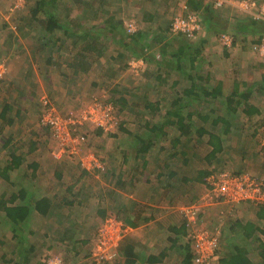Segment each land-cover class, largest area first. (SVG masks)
<instances>
[{
	"label": "crops",
	"instance_id": "0c3cea01",
	"mask_svg": "<svg viewBox=\"0 0 264 264\" xmlns=\"http://www.w3.org/2000/svg\"><path fill=\"white\" fill-rule=\"evenodd\" d=\"M4 1L1 0V4ZM21 1L18 0L15 5L14 0L12 4L11 0H7L6 12L0 11V14H6L5 21L0 17V59L3 58L1 60L6 63L7 69L0 79V205L14 211L23 210L21 214L14 211L8 214L0 210V264H48L53 259L60 260L61 264H95L92 254L97 230L104 215L113 212L132 225L126 228L128 233L118 248L119 264H122V257L123 263L129 264L122 254L123 242L128 239L131 243L127 245L134 246L136 253L131 264H145L164 254L157 241L166 236V231L174 236L186 233L184 227L182 233L180 218L173 212L179 209L185 223L182 210L189 206L180 207L183 197L175 198L178 185L181 191H205L210 175L204 173L214 163L217 170L229 173L248 170L254 175L264 176V164L251 167L249 158L245 161L242 158L244 148L254 142V134L257 136L264 127V55L259 51L264 43V26H260L264 18L259 21L255 18V15L262 13L260 9L250 13L235 12L236 7L247 0H227L229 4L222 8L215 7L216 0H197L199 5L211 8L212 23L203 24L197 37L193 40L187 38L186 42L183 40L186 36L166 33L165 28L159 26V19L165 20L170 16L168 13L161 16L159 13L163 11L153 14L150 9L143 13V6L138 4L140 0H49L54 6L48 3V14L59 17L56 11L58 7L62 11L69 10L70 17L65 22L68 21L70 25L66 24L65 28H81L82 22L76 25L72 23L81 17L83 27L90 32L102 33L97 39L100 57L95 54L80 56L81 70L71 57L78 56L79 50H70L75 46L76 39L73 46V41L64 40V33L58 29L54 39L49 41L46 16L40 14L35 19L34 0ZM183 1L184 14L196 12L202 22L203 7L198 6L199 13L192 9L195 6L192 0ZM255 1L264 3V0ZM83 5L87 7V13L83 11ZM129 6L134 10L126 15L143 17L138 23V33L132 36L136 41L128 48L125 46V37H129L125 23L129 17H120L124 12L122 8ZM42 12L45 14L46 11ZM237 12L243 14L244 18ZM246 14L252 17L246 18ZM252 18L256 23L251 22ZM116 33L122 34V43ZM189 40L193 42L191 45L187 44ZM154 45L162 48L158 50L162 55L161 60L155 53L150 54L139 74L128 70L124 72L127 63L137 59L144 49H154ZM182 46L186 50L179 57L176 54ZM198 47L201 54L196 58L194 51ZM134 50L139 53L134 55ZM101 61L106 66L101 65ZM55 64L70 66L65 65L67 68L57 72L54 70ZM108 65L112 72H107ZM165 67L168 69L163 71ZM109 77L116 83L112 84L115 90L122 93L124 88L127 96L141 98L149 95L150 89L153 91L152 99H143L146 103L138 108L154 110L157 114L151 121L149 119L142 123L151 134L148 135V143L137 136L130 142L128 139L127 148H122L119 141H122V134H119L114 136V146L112 140H105L99 155L92 144L95 136L103 132L88 128L86 132L89 138L79 155L55 157L56 142L50 129L40 123L43 110L41 99L48 98L58 113L67 118L61 111L74 109L67 113L75 112L76 108L72 107L78 108L74 102L79 100L80 90H98V84L102 82L100 79L109 81ZM83 82L86 85H82ZM164 83L167 85L162 93L159 87ZM162 96L166 97L165 105ZM160 112H165V116L162 114L165 119L154 121L160 118ZM176 114L182 117L183 125L190 126L189 135L182 136L180 125L174 124ZM124 133L130 135L127 130ZM193 133L199 135L200 147L195 150L202 152L203 149L206 166L201 165V158L194 160L183 153L186 158H183L178 169L171 168L170 160L171 163L168 162L163 168L165 172L161 173L155 165L158 173L145 176L148 168L152 170L150 149L158 143V134L166 136L167 142L181 143ZM137 143L144 145L135 149ZM190 150L189 145L183 149ZM93 156L102 160L107 170L88 169L86 162ZM228 158L231 162L238 158L239 163L228 167ZM138 159L142 163L140 169L136 170L132 162ZM142 172L145 173L143 176ZM196 174L200 175L198 179ZM201 176H204L203 180ZM185 183L192 186L184 188ZM203 185L204 189L201 187ZM241 205L236 210L241 215L237 216L232 229L237 231L234 235L240 240L237 245L243 241L252 243L257 252L243 244L239 247L248 250L247 258L252 257L253 251V256L257 253L264 262V234L261 232L264 227L260 226L264 224V212L261 210L264 207L250 206L252 211H246L248 207ZM251 213L254 215L251 216ZM131 232L134 235L129 238ZM171 241L176 243L174 239ZM159 248V253H154Z\"/></svg>",
	"mask_w": 264,
	"mask_h": 264
},
{
	"label": "rangeland",
	"instance_id": "374dc122",
	"mask_svg": "<svg viewBox=\"0 0 264 264\" xmlns=\"http://www.w3.org/2000/svg\"><path fill=\"white\" fill-rule=\"evenodd\" d=\"M7 0H5L3 2V4H1V0H0V11L6 12V7L8 5H5ZM21 1V0H19ZM40 1L42 0H34L33 2H35V5L40 3ZM49 2V0H46ZM138 1V0H137ZM15 5L16 2H18V0H14ZM22 2V1H21ZM11 4H12V0H11ZM141 6H143V13H146V11L148 12L150 9V11L154 14L155 11L160 12L163 11L162 13H159L161 16L163 15H167V13L170 15L168 17H165V20H161L159 19V26L160 27H164L165 28V32L166 33H171L172 35L175 36H179L180 34H174L173 32V24L175 22V19L177 18H184V16L186 14H184V1L183 0H140L139 3ZM148 4V6H147ZM10 5V4H9ZM14 5V6H15ZM128 5V3H127ZM13 7V6H12ZM84 7V12L87 13L88 10H86V6L83 5ZM131 6L127 7L126 9L122 8L124 11L122 13V17H124L126 15V13L129 14L130 11L134 10ZM148 7V8H147ZM45 8L47 9L46 14H48L49 10V6L46 5ZM58 10V16L60 18V20H62L63 23H65V19L70 17V12L69 10L66 11V9L60 10L59 7L57 8ZM238 11L240 13L241 10L235 9V12ZM3 12V14H0V17L2 18V21H5V17L6 14ZM236 13L237 15H240L242 18H244L242 15L243 14H239ZM259 11H257L258 13ZM10 13H12L10 11ZM133 13V12H132ZM183 13V14H182ZM126 15L128 19H126V23H125V31L129 36H135L138 31H139V21H141L143 15L138 16L136 15L135 17H130V15ZM145 15V14H144ZM11 16V15H9ZM84 16V15H83ZM246 18L252 17L249 14L245 15ZM252 20H254V18L251 19V22H253ZM255 21V20H254ZM168 22V23H167ZM133 25L135 27L134 31H130L129 30V25ZM167 24H169V30H167ZM202 30V29H201ZM201 32V31H200ZM102 34V33H101ZM108 34V32H107ZM68 35L70 36V32L68 33ZM169 35V34H168ZM65 39H70L67 36H65L63 38ZM73 41V46H74V40L75 39H71ZM184 40L187 42V38L185 37ZM190 41V40H189ZM189 43H193L192 41L188 42ZM154 49L151 50H144V52H146V54L144 55V57H140L137 58L135 60H131L129 63H127L126 66V70L124 71L125 73L132 71L135 74H139L142 71V68L144 69L145 67V58H148V55L150 54H156V57L161 60L160 57H162L161 53L158 51L160 46L154 45L153 46ZM120 48V47H119ZM160 49H162L160 47ZM69 50V48H68ZM72 52H74V50H79L78 56H71L72 59L75 60L76 65H78V68L81 69V67H79V62L81 61L80 59V54H81V48L79 47H73V49H70ZM70 50L68 52V54H70ZM168 50V49H167ZM154 51V52H153ZM84 52V51H83ZM176 53V52H174ZM170 54H172V52H170ZM3 59V58H1ZM0 59V74H2V76L4 77L6 74V66L1 65V62L4 63V61H2ZM179 61V60H178ZM72 62V60L70 61V63ZM69 63V64H70ZM101 65H104V62H100ZM184 63V61H183ZM69 64H55V71L59 72L60 70L69 67ZM122 64V63H121ZM65 65H67V67H65ZM73 65V64H72ZM116 65V64H115ZM115 65H113V67H115ZM106 66V65H104ZM109 67L106 69H109L107 72H112V70L110 69V65H108ZM183 66H185L183 64ZM103 67V66H102ZM122 69V65L120 67ZM184 68V67H183ZM105 69V68H104ZM114 69V68H113ZM168 68L165 67L163 71H166ZM188 69V68H187ZM189 70V69H188ZM123 73V75L125 74ZM111 73H109L108 75H110ZM117 75H115L116 78ZM2 77V78H3ZM110 80L107 81L108 79H105L104 81L100 79V82L98 84L99 89L97 90H89L87 91V89H83L80 90L78 93L80 95L79 100H76L74 102V105L78 106L77 107H72V108H76L79 110H83L85 109L87 106H90L95 100L94 99H99L98 103L105 105V106H112L113 110H108L107 108H103V109H99V111L103 110V119L104 121H106L105 126L107 125V127L102 128L100 130H102L103 133H101L100 135L95 136L96 140L94 141V143L92 144V146L94 145V149L93 150H97L99 151V155H101V147L103 146L105 142V140L107 142L111 141L113 142V146L114 143L116 141V139H114L115 135H119L122 134V141H120V143L122 144V148H127L126 147V143H128V139L129 142L131 140H134L137 136H140L141 138L138 139H142V141H147L149 140L148 135L150 136V131L148 132V129L144 127V125L142 123H146V121H148L151 118H155V114L156 112H154V110H139L140 109V105H143L144 102L143 99L145 98H151V95L153 94V91H151V89L148 91V94L150 95H146L145 97H138L135 96V98L132 95H126L122 89V93L120 91L115 90L114 86L112 84H116L115 82H112V77H109ZM156 82V81H155ZM154 82V83H155ZM158 83V81H157ZM86 85L84 82L82 83V85ZM164 85H161L159 87L160 90H162V93L164 92ZM113 87V88H112ZM118 87V86H116ZM125 87H129V86H125ZM48 95V93L46 94ZM156 97V96H155ZM164 97V96H162ZM161 100L163 101V105L166 104V97L162 98ZM140 98V100H139ZM158 98V97H157ZM160 98V97H159ZM92 99L94 100L92 102ZM112 100L113 102L109 101ZM42 100V99H41ZM130 100V101H129ZM139 100V101H138ZM106 103V104H105ZM41 105H42V101H41ZM69 106H73L71 104H69ZM135 106H138L137 108ZM43 107V105H42ZM63 107V106H61ZM96 109V112L98 113L97 109L100 107L98 105L94 106ZM93 107V108H94ZM139 108V109H138ZM74 109H67L64 111H61V113L63 115H65L66 117H69L70 115H77L80 113V111H76L75 112H71V113H67L68 111H71ZM105 110V111H104ZM60 112V111H59ZM162 114L165 116V112H160L158 113V117L160 118H156L155 120H161L165 119L164 116H162ZM157 116V114H156ZM122 127V129H121ZM122 130V131H121ZM124 130H127L128 133L130 135H128L127 133H124ZM262 130V132H261ZM121 131V133H120ZM131 133H130V132ZM105 133H110V134H105ZM175 133H178V129L177 127H175ZM153 135V134H152ZM113 136V137H112ZM128 136H133V137H128ZM199 135L193 133L188 137V140L182 142L181 143H174L175 141H170L167 142V138L164 135L158 134L157 138L159 139L158 143L153 144L151 147V157L153 158V160L150 162V164L152 165V170L150 168H148L147 173L145 176H152V175H156L157 169H160V172H165V166L168 164V162L171 160L172 161V166L171 168H175L178 169L181 164L183 163V158H186L187 155H190L192 158H194V160H198V158H201V165L206 166V160L204 161L203 158L205 156V153L203 152V149H201L202 152H200V149H197L196 152V147H200V140L198 138ZM254 136L256 137L254 139V142H252V144H250L249 146H247L246 148H244L243 151V161L246 160V158H249L250 163L252 164L251 167H254L256 164H264V127L260 129L259 133L254 134ZM89 138V137H88ZM92 138V137H90ZM118 143V142H117ZM148 143V142H146ZM144 144L142 143H137V145L135 146V149H139L140 147H142ZM190 146L191 150L190 152L188 151H183V149H186L187 146ZM174 146V148L172 149V147ZM205 147V146H204ZM164 148V149H163ZM109 152H107L106 154H108ZM116 153L117 149H116ZM183 153H186V156H184ZM102 154H104L102 152ZM183 154V155H182ZM139 157H141V154H139ZM259 157H261L262 159H258ZM150 159V157H149ZM97 162H99V165L102 166V168H97V169H101L102 171L107 170V166L105 165L104 162H102V160H98L96 159ZM224 160V159H223ZM223 160H220L221 163H223ZM127 161H130L129 159ZM149 162V161H148ZM227 162H229V164H226L228 167L231 166H235V163L238 162L239 163V159L235 158V160L233 162H231V160L228 158ZM123 163V160H122ZM142 163V160L138 159L136 161H133L132 164L135 167L136 170L140 169V164ZM171 163V162H169ZM225 163V160H224ZM156 165V168H155ZM215 166V167H214ZM148 166H146L144 169H146ZM164 168V169H163ZM209 171L204 173L207 174L209 173L210 177L208 178L207 181V186H206V190L205 191H197L195 193H192L187 190H178L181 189L179 187V185L176 187V191L174 192V196L175 198H178L180 196L183 197V203L181 204L180 207L183 206H189L188 208H192L191 210L196 211L197 215L195 213H190L188 214V217H185L183 210V216L185 218V223H183V217L181 216L179 209L174 210L173 212L177 214L176 217L180 218L181 221V228H182V233H184V229L185 228V232L184 234H179V236L177 235H172L169 232H165L164 238H162L161 240L157 241L160 246H161V250L162 248L164 249V254L163 255H159L157 257H154L152 259H157L159 258V261H157L156 263H152L150 261H148V263L145 264H183L184 263V258L187 256L188 252H192L193 257H192V262L193 260L196 258V254H197V250H196V235L198 232L200 231H204V235H208V236H212L214 234H216L218 232L219 228L221 230L220 233V239H219V247L218 250L216 252V256H215V260L213 262V264H220V258L222 257L223 254L225 253H232L233 250L235 249L236 246H239L241 244L248 246V248L256 250L255 246H252V243L250 242H246L243 241L241 244L237 245L240 240L237 239V237L234 235L235 233H237V231H233L232 229H234L233 224L235 223L237 216L241 215L240 213H237V207L238 205L243 204L244 206H247L248 209L246 211H252V209L250 208V206L252 208H257L255 207L254 204H252V202L249 201H241L240 203H233L231 201H228L226 199L227 195L223 196L221 193H215L213 191V187L211 185H209V179L211 180L215 175L223 173V172H227V171H223V170H217V164L214 163L213 165H210L208 167ZM216 169V170H215ZM216 172H219L216 174ZM231 173H242V174H249L250 176H254V174H252V171L248 172V170H245L243 172L240 171H230ZM142 176L145 174L144 172L141 173ZM200 175L196 174V178L198 179ZM252 176V177H253ZM262 176V177H261ZM255 176L254 178L258 177L260 179H263L264 181V176ZM257 178V179H258ZM204 179V176H201V180ZM191 184L185 183L184 188H189L191 187ZM204 189V185L201 186ZM241 205V206H243ZM186 209V208H184ZM187 210V209H186ZM258 210V209H257ZM250 215V213H248ZM252 214V213H251ZM254 214H252L251 216H253ZM192 216V217H191ZM108 219L110 221L111 224V228H109L111 230V237H112V242L116 243V256H114V259L109 260V261H102L101 264H119V255H118V248L122 242V240L124 239L125 235L128 233L127 229L130 227H132V225H126L125 222L122 220V217L120 216V214H118L117 212H113L110 213L108 215H104V219L102 221V224L100 225L99 229L97 230V236L96 239L98 237V235L101 232V228L102 225L104 223V221ZM122 222L123 224H125L126 226V230H124L125 232L122 235V228L121 230L119 229V227H122ZM264 225V224H263ZM263 225H260L262 227H264ZM187 227V228H186ZM188 229V230H187ZM115 231H117V233H115ZM132 233V232H131ZM134 234H129V238H131ZM128 236L126 238H128ZM155 237V234L152 235ZM176 241V243H174L173 240ZM156 241V240H155ZM152 240V242H155ZM125 245H127L128 243H131L128 240H126ZM157 244V243H156ZM96 245V243H95ZM158 245V244H157ZM172 245V247H170ZM122 246V247H124ZM164 246V247H163ZM123 249V248H122ZM160 251V248L155 250L154 253L158 254ZM255 252V251H254ZM257 252V250H256ZM94 253V252H93ZM252 257H250L251 263L253 264H264V262H261V259H259V256L257 255V253L254 254L253 256V251L251 252ZM93 255V254H92ZM1 257V256H0ZM9 257H7L5 259V261H7ZM122 264L123 263V257H122Z\"/></svg>",
	"mask_w": 264,
	"mask_h": 264
},
{
	"label": "built area",
	"instance_id": "2783aa9c",
	"mask_svg": "<svg viewBox=\"0 0 264 264\" xmlns=\"http://www.w3.org/2000/svg\"><path fill=\"white\" fill-rule=\"evenodd\" d=\"M225 4H229L227 0H216L215 7L222 8ZM263 4V7L260 5ZM237 9L243 12H253L255 9H260L262 13L255 15L257 20L264 18V3H258L255 0L243 1ZM174 34H181L188 39H195L197 33L202 29V23L198 14L189 12L184 18H177L173 24ZM135 27L129 25V30L134 31ZM227 42V40L225 39ZM259 51L264 55V43H262ZM4 65V63H1ZM0 74V78H2ZM95 100V101H94ZM92 100V104L80 111L76 115H70L67 118H63L50 102L48 98L42 99V116L40 123L50 129L53 139L56 142L57 153L55 157L61 155L76 156L79 155L86 147L88 140V128L102 129L107 127L106 121L103 119V110L99 109L107 108L109 111L113 110L112 106H105L98 103L99 99ZM106 104V103H105ZM100 106L96 112L94 106ZM94 107V108H93ZM105 111V110H104ZM87 168H102L99 162L94 158L86 162ZM209 185L213 187L215 193H221L223 196L227 195L226 199L233 203H240L241 201L252 202L257 207H264V181L250 176L249 174L242 173H229L223 172L215 175L211 180L209 179ZM187 209V210H186ZM183 209L185 217H188L189 212L195 213L192 208ZM192 217V216H191ZM110 221L106 219L102 225L101 232L96 239V245L94 249V262L95 264H101L102 261H109L116 256V243L112 242ZM122 235L126 230L125 224L122 222ZM212 236L204 235V231H200L196 235V258L193 260L194 264H213L216 256V252L219 247V239L221 230ZM117 233V231H115ZM48 264H61L60 260H50Z\"/></svg>",
	"mask_w": 264,
	"mask_h": 264
},
{
	"label": "trees",
	"instance_id": "16d2710c",
	"mask_svg": "<svg viewBox=\"0 0 264 264\" xmlns=\"http://www.w3.org/2000/svg\"><path fill=\"white\" fill-rule=\"evenodd\" d=\"M54 1L57 2L58 0H54ZM48 3L51 6H54L50 1L48 2L46 0H42V1H40V3L36 4L35 9L33 11L35 19H37L40 14L46 16V18H47L46 30H47V35L49 36L48 40L52 41L54 39L53 36L56 35V32H58V29H59V31L61 30L64 33V35L67 36L68 38L76 39L75 46L76 47L81 46V50H82L80 56L85 57L86 55L92 56L93 54H95L99 58L100 55H99V51H98V40L97 39L100 36H102V34L90 32L89 30L86 29L85 26L83 27V19L81 17H77L75 22L72 21V23H74V25L78 24L79 22H82L81 28H79L78 26H76V29L65 28V27H67L66 24L70 25V23L68 21L63 23L59 20V17H56L53 13L46 14L48 8H45V6L48 5ZM192 3H194V5H195V6H192L193 7L192 9L197 10V12H199V13H200V11H199L200 7H198V6L203 7V9H202L203 10L202 11L203 12L202 22H201L202 25L204 24V26H205L206 23L211 24L212 23L211 19L213 18V13L211 11V8L205 7L204 4L199 5L197 0H192ZM42 11H46L45 14ZM253 22L256 23V21H254V20H253ZM61 23L63 25H61ZM260 26H264V22L261 23ZM62 28H63V30H62ZM167 30H169V26L167 27ZM69 32H70V36L68 35ZM115 35L118 37L117 39L119 41L121 40V43H122V38H123L122 34L116 33ZM182 36H184V35H182ZM184 38H183V40H184ZM135 41H136V39L132 36H129L128 38L125 37V42H126L125 46L129 48V46ZM180 41L182 42V40H180ZM189 45H191V43H189ZM144 50H146V49H144ZM144 50L142 51V53L139 55L138 58L144 57V55L146 54V52H144ZM185 50H186L185 46L179 47V51L176 55H178L179 57H182ZM138 53L139 52L134 50V55H137ZM194 54H195L194 56H196V58H197L201 54V48H199V47L196 48V50L194 51ZM146 59L147 58H145V60ZM92 60H94V58H92ZM195 60H197V59H195ZM4 64L6 66L5 62H4ZM81 70H82V68H81ZM83 70H85V67L83 68ZM0 79H2V78H0ZM236 92H237V90H236ZM110 101L113 102L111 99H110ZM170 114H172V113H170ZM173 119H174V124L180 125V128L182 129V136H187L190 134V132H191L190 126H186V125L182 124L183 119L179 114H176ZM255 176H257V175H254L253 177H255ZM256 178H258V177H256ZM258 179L263 180L260 178H258ZM5 205H6V203H5ZM0 210L4 211L5 213H8V214L12 213L14 211V209H11L9 207H6V209H5L1 205H0ZM261 210H263V212H264V209H261ZM20 211L23 212L22 209H15L14 212L21 214ZM27 211L29 212V210H27ZM125 224L129 225V223H127V222H125ZM261 232H262V234H264V230H262ZM247 252H248V250L246 248L236 246L232 253L223 254L222 257L220 258L219 263L220 264H252V263H250V259L246 257ZM122 254H124L125 259L128 260V263L131 264V261H133L134 258L136 257L135 247L129 246V245L123 247ZM192 257H193L192 252H188L187 256L184 258L183 264H194L192 262ZM157 261H159V259H157V260L151 259L150 260V262H152V263H156Z\"/></svg>",
	"mask_w": 264,
	"mask_h": 264
},
{
	"label": "clouds",
	"instance_id": "9594fccd",
	"mask_svg": "<svg viewBox=\"0 0 264 264\" xmlns=\"http://www.w3.org/2000/svg\"><path fill=\"white\" fill-rule=\"evenodd\" d=\"M257 21H259V20H257Z\"/></svg>",
	"mask_w": 264,
	"mask_h": 264
}]
</instances>
